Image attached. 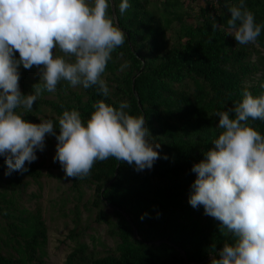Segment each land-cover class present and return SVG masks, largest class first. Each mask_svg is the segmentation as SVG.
Returning <instances> with one entry per match:
<instances>
[{"label": "trees", "instance_id": "16d2710c", "mask_svg": "<svg viewBox=\"0 0 264 264\" xmlns=\"http://www.w3.org/2000/svg\"><path fill=\"white\" fill-rule=\"evenodd\" d=\"M202 1L157 0L153 6L151 0H129L131 7L121 14L122 0H112L114 15L108 0V15L126 36L101 77L109 96L99 94L96 86L84 89L61 81L55 92L42 93L32 111L17 110L30 123L51 119L59 135L58 117L65 110L78 111L86 126L97 101L116 108L127 102L125 111L143 115L149 139L160 145L155 149L160 158L151 169L138 172L135 165L109 157L96 161L87 177L69 178L77 204L85 203L93 221L105 223L116 247L97 252L78 241L76 206L71 238L77 242L66 264H211L214 251L235 242L226 230L220 231L219 221L204 214L203 206L193 209L188 203L196 179L191 169L205 159L222 132L216 113L241 102L245 89L254 97L264 94V27L255 43L240 45L227 27L228 9L239 0ZM192 2L201 5L196 19L187 20ZM244 3L255 23L264 25V0ZM174 23L179 30L172 38ZM14 56L19 59L18 52ZM125 62L128 67L121 71ZM18 71L21 93L31 94L39 83V69L21 65ZM249 125L264 136V121L249 119ZM56 145L55 136L46 135L44 151H36L31 164L25 162L28 170L8 176L0 156V264H50L43 211L25 207L21 197L31 180L40 183L44 157ZM88 189L93 192L84 202Z\"/></svg>", "mask_w": 264, "mask_h": 264}, {"label": "clouds", "instance_id": "9594fccd", "mask_svg": "<svg viewBox=\"0 0 264 264\" xmlns=\"http://www.w3.org/2000/svg\"><path fill=\"white\" fill-rule=\"evenodd\" d=\"M130 7L129 0H122L119 11ZM108 8V0H0V156L6 176L28 170L25 162L37 160L46 135L57 140L53 162L59 161L66 178L83 179L96 161L109 157L135 165L138 172L160 158L145 117L129 115L127 102L116 108L97 101L86 126L78 111L65 110L58 117L59 135L51 119L34 124L17 111H32L42 93L55 92L61 81L84 89L96 86L99 94L109 96L101 77L126 36ZM228 12L235 41L255 43L264 25L255 23L244 0ZM56 49L62 55H55ZM21 65L39 69V83L28 95L19 88ZM127 67L125 62L121 71ZM242 96L234 107L216 113L222 132L191 169L196 179L188 203L193 209L203 206L205 215L220 222V231L235 239L214 251L211 264H264V136L249 125V119L264 121V94L254 97L245 89Z\"/></svg>", "mask_w": 264, "mask_h": 264}, {"label": "rangeland", "instance_id": "374dc122", "mask_svg": "<svg viewBox=\"0 0 264 264\" xmlns=\"http://www.w3.org/2000/svg\"><path fill=\"white\" fill-rule=\"evenodd\" d=\"M151 1L152 4L150 5L155 6L153 3L157 0ZM198 1L201 4L204 3L202 0ZM87 2L92 4L93 0H87ZM201 4L198 2L188 4L186 11L188 14L185 15V18L195 20ZM156 6L161 8L160 4ZM178 30V23H174L169 31L170 37H176ZM57 52H59L58 49L55 50V53ZM55 154L56 149L52 147L51 152H48L47 156L44 157L45 166L40 183L31 180L21 197V203L25 207L34 211L41 208L43 211L49 236L47 245L48 262L50 264H66L67 255L74 249L77 241L71 238V232L76 227L72 215L76 206L80 207L79 228L75 229V232L81 234L78 241L85 242L91 249L95 248L97 252L115 249L116 241L108 234L105 223L93 221L87 206L84 205L85 203L77 204L76 195L70 188V179L66 178L59 161L53 162ZM92 192L93 190H87L88 196L84 202H87Z\"/></svg>", "mask_w": 264, "mask_h": 264}, {"label": "water", "instance_id": "95a60500", "mask_svg": "<svg viewBox=\"0 0 264 264\" xmlns=\"http://www.w3.org/2000/svg\"><path fill=\"white\" fill-rule=\"evenodd\" d=\"M111 3H112V9H113V12H114V15H115V7H114V5H113V2H112V0H111ZM143 70H144V67H142V69L140 70V72H139V74L138 75H140L142 72H143ZM137 75V76H138ZM136 79V77H134V80ZM133 88L135 89V85H133ZM135 91V90H134ZM116 175H117V173H116ZM115 181V178L113 179V181L112 182H114ZM212 258V257H211ZM209 259H206L205 261H208ZM197 264H200V263H197Z\"/></svg>", "mask_w": 264, "mask_h": 264}]
</instances>
